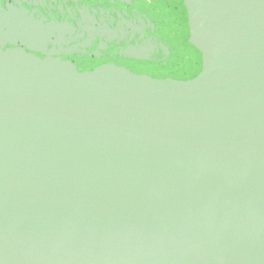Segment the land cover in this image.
<instances>
[{"label":"water","instance_id":"95a60500","mask_svg":"<svg viewBox=\"0 0 264 264\" xmlns=\"http://www.w3.org/2000/svg\"><path fill=\"white\" fill-rule=\"evenodd\" d=\"M0 264H264V0H0Z\"/></svg>","mask_w":264,"mask_h":264}]
</instances>
